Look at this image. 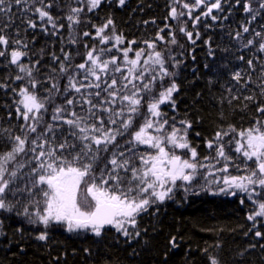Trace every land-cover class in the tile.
<instances>
[{
	"label": "snow or ice",
	"instance_id": "6c2138e0",
	"mask_svg": "<svg viewBox=\"0 0 264 264\" xmlns=\"http://www.w3.org/2000/svg\"><path fill=\"white\" fill-rule=\"evenodd\" d=\"M104 2V0H74L78 6H72L67 2V12L62 19L66 20L68 27V43L75 45L77 36L92 37L98 41L97 45L88 48L83 54V62L72 67L71 72L65 62H61L59 70L67 77V84L61 93L58 82L51 83L45 89L46 96H40L36 91L42 83L34 75L35 64L28 57V44L21 39L13 40L15 45L10 51L8 48L9 38L4 35V29L0 28V57H9V64L18 69L14 79L25 81V84L17 92L19 99L15 100L18 119L25 122L21 131L24 135H14L7 132V139L11 143L10 150L0 153V210L11 212L21 199L26 201L24 210L18 215H23L31 224H42L45 229L53 223L66 226L68 232L91 231L100 236L106 227H112L125 237L135 238L140 236L137 227V218L141 213L156 203H163L171 199L177 182L181 186L191 185L198 174L199 169H209L208 175H213L211 169L215 163L223 164L216 171L228 173V165L233 157L226 152V145L240 154L244 160L243 175H224L219 192L226 195L237 194V191L247 194L249 200L260 197L257 189L264 190V120L257 119L253 126L246 129H236L229 125L226 131L219 130L215 133L214 140L207 141L209 149L215 148V156L204 157L203 163L197 159V151L191 146L188 140V129L191 123L186 120L179 121L177 126L175 118L169 123V118L161 111V105L170 103L175 107L173 94L179 89L174 80L175 72L166 67L168 61L174 66L179 61L169 50L167 60L161 51H157L156 41H143L147 48L133 50L132 44L136 41H129L127 47L121 48L125 38L115 30L114 21L109 18L103 25H93L95 35L84 31L77 32V26L82 23L81 13L93 12ZM126 0H118L120 6ZM239 3V0H237ZM13 5L22 6L21 13L31 12L41 22L39 27L45 33H49V26L53 30L52 35H58L65 27L57 23L49 11L53 7L52 0L45 3V0H0V14H9ZM33 5H36L33 7ZM179 6V7H178ZM201 6L206 11L201 15L208 17L214 9L222 10L221 0H171L170 11L167 19L176 22V31L185 35L189 41L195 44L193 33L187 30V22L182 18H192V12ZM264 8V2L260 4ZM245 12H252L250 4H245ZM253 15L252 19L255 20ZM216 20V16H211ZM200 16L194 18V25L199 23ZM27 26L31 29L38 27L36 20L27 19ZM111 27V31L107 30ZM172 25L165 24L159 29L157 40L164 41L165 36L159 33L169 29L170 40L167 43L177 45L176 31ZM243 32H249L248 26H243ZM197 39L199 33L197 32ZM239 37L240 33L237 32ZM261 38L258 50L264 52V36L260 32L255 33ZM110 47H105L109 45ZM254 40H248L245 47L252 45ZM121 55L113 54V50ZM64 61L71 59L70 52H64ZM132 57L129 53H133ZM79 54V53H77ZM53 59L59 60L55 56ZM243 59V57H240ZM250 66L252 60L247 62ZM55 71V69H53ZM264 76V70H262ZM170 79L165 85L164 80ZM50 81L53 77L48 78ZM234 79L239 81L241 75L237 72ZM159 85V88H157ZM7 85L0 84V88ZM264 94V84L260 85ZM31 89V90H30ZM230 91V90H229ZM75 93L78 95H71ZM55 95L65 97L62 104H56L52 109V121L59 122L50 124L44 121V113L48 111L49 104H55ZM238 99L239 97H234ZM245 99L253 100L248 96ZM80 111H77V109ZM144 108L146 111L142 112ZM257 112L264 114V106H257ZM140 117L142 123L136 130L133 129L134 121ZM37 133V129L41 128ZM63 125L68 126V135L62 134V139L56 141V131ZM169 131H165V127ZM153 130L150 132L149 130ZM31 133L36 136L29 139ZM52 135L49 136L48 134ZM197 135H199L197 133ZM68 136L72 140L68 139ZM129 137L126 140L128 147L123 149L117 144V137ZM224 137H228L227 141ZM144 145L153 152H139L138 146ZM109 146H113L110 158L102 168H97L101 160L100 153L109 152ZM177 149L182 150L180 154ZM65 152L68 155H65ZM131 153V155H126ZM21 154H31V159L25 161L18 159ZM71 156V159L68 157ZM215 163H211V161ZM251 161L249 166L247 162ZM27 173L22 169L30 166ZM240 171V165L233 164ZM27 176L23 186L18 184L19 180ZM85 177L88 181H85ZM84 184L83 190L81 185ZM209 183L220 184L221 180L213 179ZM189 189L185 187L187 192ZM12 196L15 203L8 200ZM20 197V198H17ZM242 204L243 200L240 201ZM43 204V210L40 205ZM258 211L249 214L247 219L255 221L257 217H264V197L256 201ZM35 206L36 211L30 213L28 206ZM129 227L136 229L130 232ZM3 222L0 221V235H3ZM256 237H264V233L256 231ZM40 241L48 239L47 231L36 236ZM170 243L175 246L176 238L173 237ZM255 245H253L254 247ZM210 264H219L218 260L210 257Z\"/></svg>",
	"mask_w": 264,
	"mask_h": 264
},
{
	"label": "trees",
	"instance_id": "16d2710c",
	"mask_svg": "<svg viewBox=\"0 0 264 264\" xmlns=\"http://www.w3.org/2000/svg\"><path fill=\"white\" fill-rule=\"evenodd\" d=\"M48 2L49 0H45V3ZM52 2L53 7L49 11L58 18V24L65 25L58 35L51 34V26L49 33L45 34L39 27L41 22L37 16L31 12L22 14V6L13 5L11 13L0 14V28L4 29L3 34L9 38V51L15 47L12 41L21 39L28 44V57L22 62L28 63L30 59L35 64L39 61V64H35L33 75L42 82L36 89L42 97L47 95L45 89L53 82H58L63 93L67 77L59 70L61 62H65L71 72L74 65L84 60L83 54L87 51L84 45L87 44L90 49L98 43L96 39L82 34L77 36L75 45L68 43L67 22L62 19L67 12L66 0ZM67 2H71L74 7L78 6L74 0ZM187 2L191 3L192 0ZM262 2L264 0H239V3L237 0H221L222 10L214 9L208 17L201 15L206 11L204 6L193 10L191 19L187 16L182 19L187 22V30L193 33L195 44L176 31L175 21L166 20L171 0H126L123 6L119 5L118 0H104L93 12H87L85 8V12L81 13L82 23L77 26V32L88 31L94 36L93 25H103L111 18L116 32L125 38L121 48L135 40L136 43L131 45L133 50L144 48L147 52L151 50L143 41L155 40L156 50L161 51L166 60L169 50L171 51L175 60L180 63L174 66L172 61H168L166 67L175 72V76L170 79L175 81L179 90L172 98L175 107L166 103L161 105V111L169 118V123H172L171 118L174 117L178 127L181 126V120L191 123L188 140L197 151V159L207 163L204 157L215 156V148L209 149L207 141L214 140L217 131H226L229 125L238 130L246 129L253 126L255 120H264V114L256 111L258 105L264 106V94L260 87L264 84V76L261 74L264 70V52L258 50L261 38L255 36L256 32L264 36V8L260 7ZM245 4H250L253 11L245 12ZM253 15L256 16L255 20L252 19ZM196 16H200V21L194 25ZM211 16H216L217 19L213 20ZM29 18L36 20V29L27 26L26 20ZM166 23L176 31L177 45L167 43L170 40L167 28L159 33L165 36V40L156 39L159 29L164 28ZM243 26H248L249 32L244 33ZM111 30L110 27L107 31ZM237 32L240 33L239 37L236 36ZM250 39L254 43L245 47ZM110 46L111 42L105 47ZM61 48L64 52L71 53L69 61H64ZM53 53L60 59L54 60ZM113 54L121 55L115 49ZM133 55L134 52L129 53L130 57ZM8 60L7 53L5 57H0V84L7 85L0 88V153L11 147L4 130L23 136L21 129L25 125L22 118L18 119L15 100L19 97L13 91L22 87L25 81L14 79L18 69L9 64ZM248 60H252L251 66L247 63ZM237 72L241 75L239 81L234 79ZM49 77L54 79L50 81ZM170 79L166 78L164 84L167 85ZM71 95L78 94L69 93ZM248 96L254 99H245ZM64 99L63 95H55V104H49L47 113H44L45 122L59 123L52 121V109L56 104H62ZM141 111L146 110L142 108ZM142 122L137 117L132 130H136ZM42 127L43 125L37 129V133ZM149 131L156 134L151 129ZM165 131H169L167 126ZM37 133H31L29 139ZM62 134L68 135L67 125L56 131V141L53 143L60 141ZM128 138L117 137V144L126 149ZM68 139L72 140L70 136ZM228 139L224 137L225 141ZM112 147L109 146L108 153H100L101 160L98 161L97 168H102L110 158ZM138 151L143 153L154 150L140 145ZM176 151L178 154L182 152L179 149ZM226 152L233 157L232 164L241 167L243 158L240 154L227 145ZM65 155L68 153L65 152ZM126 155L131 153L126 152ZM68 158L71 159V156ZM18 159L27 161L31 159V154H21ZM222 162L217 164H223ZM35 166L36 163L33 162L22 169V173L29 172ZM208 171L207 168L199 169L191 185L181 186L178 181L171 199L153 204L147 212L141 213L137 223L140 236L135 238L125 237L112 227L105 228L100 236H96L91 231L68 232L61 224L53 223L47 229L42 224L30 225L26 217L18 215L23 212L26 203L21 199V203L16 204L11 212L0 210L4 233L0 235V264H210V257L216 258L219 264H264V237L254 235L257 230L264 233V217H257L255 221L247 219L249 214L258 211L256 201L264 197V190L257 189L261 196L254 197L253 200L239 191L235 196L226 195L218 191L220 187H224L222 177L225 174L219 175L220 184H211L209 182L217 177L208 175ZM27 179V176H23L18 184L23 186ZM85 181H88L87 177ZM185 187L189 189L187 192ZM83 188L82 183L81 190ZM8 200L15 203L12 196ZM241 200L244 201L243 204ZM41 207L43 208L42 203ZM34 208L35 206L29 205V212L34 213ZM22 223L26 225L16 227ZM135 230L131 228V232ZM43 231H47L48 239H36ZM173 237L176 238L175 246L170 243Z\"/></svg>",
	"mask_w": 264,
	"mask_h": 264
},
{
	"label": "rangeland",
	"instance_id": "374dc122",
	"mask_svg": "<svg viewBox=\"0 0 264 264\" xmlns=\"http://www.w3.org/2000/svg\"><path fill=\"white\" fill-rule=\"evenodd\" d=\"M231 156V155H230ZM207 163H210L209 161H206ZM206 163V164H207ZM211 163H215V161L213 160V161H211ZM223 163V162H222ZM233 163V160L229 163V165H228V167H229V170H228V173H224L225 175H243V174H245L244 173V171H243V166H244V160H242V163H241V167H240V171H238L237 170V168L235 169V167H233L232 164ZM249 163L252 165V162L251 161H249ZM222 166V164H219V166L215 163V168H213V169H211V171L213 172V175H215L216 177H217V179H219L220 178V172L219 171H216V169H218V168H220ZM235 169V170H234ZM218 192V191H217ZM40 210L42 211L43 210V208L41 207L40 208ZM36 211V208H34V212ZM23 224H24V226L26 225L25 223H22V224H20L21 226H16V227H22L23 226ZM30 225H34V224H31L30 223ZM36 225H41V224H36ZM62 225V224H61ZM23 226V227H24ZM64 226V225H63ZM65 228H66V226H65Z\"/></svg>",
	"mask_w": 264,
	"mask_h": 264
},
{
	"label": "bare ground",
	"instance_id": "6f19581e",
	"mask_svg": "<svg viewBox=\"0 0 264 264\" xmlns=\"http://www.w3.org/2000/svg\"><path fill=\"white\" fill-rule=\"evenodd\" d=\"M129 231L131 232V227H129Z\"/></svg>",
	"mask_w": 264,
	"mask_h": 264
},
{
	"label": "flooded vegetation",
	"instance_id": "af4514ba",
	"mask_svg": "<svg viewBox=\"0 0 264 264\" xmlns=\"http://www.w3.org/2000/svg\"><path fill=\"white\" fill-rule=\"evenodd\" d=\"M138 221H139V217L137 218V223H138Z\"/></svg>",
	"mask_w": 264,
	"mask_h": 264
}]
</instances>
